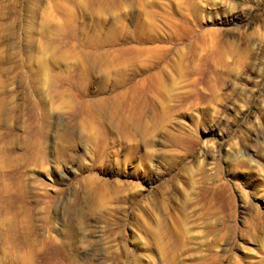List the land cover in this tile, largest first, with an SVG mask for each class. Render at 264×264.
Here are the masks:
<instances>
[{"label":"rangeland","instance_id":"obj_1","mask_svg":"<svg viewBox=\"0 0 264 264\" xmlns=\"http://www.w3.org/2000/svg\"><path fill=\"white\" fill-rule=\"evenodd\" d=\"M0 264H264V0H0Z\"/></svg>","mask_w":264,"mask_h":264}]
</instances>
